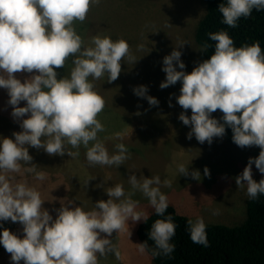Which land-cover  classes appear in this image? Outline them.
<instances>
[{
	"label": "clouds",
	"instance_id": "clouds-1",
	"mask_svg": "<svg viewBox=\"0 0 264 264\" xmlns=\"http://www.w3.org/2000/svg\"><path fill=\"white\" fill-rule=\"evenodd\" d=\"M100 0H0V87L8 90L12 116L22 119L21 132L15 139L0 141V221L11 220L23 225L24 237L5 229L0 235V244L11 254L14 264H98V256L113 254L122 259L121 252L109 237L128 231L129 221L147 222L148 216L138 211V201L126 195L122 184L106 190L107 201L95 203L94 209L71 208L74 203L61 201L58 216L53 219L42 206L45 200L36 187L26 180L16 181L9 173L34 174L38 181L46 179V173L37 171L31 164L28 147L43 148L50 155L76 158L79 151H67L66 145L79 149L83 145L90 165L120 166L130 158L123 143L115 145L117 154L109 155L98 133L105 131L97 119L105 108V100L94 90L89 77L99 80L105 73L108 83L118 79L121 61L135 60L130 45L124 39L113 41L110 37H92L91 45L85 47L77 34L74 22H83L93 6ZM264 9V0H226L218 11L223 24L235 28L241 17H249L253 9ZM215 41L214 54L199 63L189 74L177 71L186 66L181 60V51L173 50L163 59L166 80L161 89L182 81L177 103L185 110L191 109L189 117L181 113L184 125H191L188 139L193 135L202 144H209L214 137L225 134V126L233 131V142L241 148L258 146L257 158H250L247 167L236 177L238 187L247 185L250 199L264 194V179H253L252 165L264 174V53L259 41L252 45L234 47V41L226 31L208 34ZM188 43H183L180 47ZM143 50V45L139 46ZM179 47V48H180ZM204 48L210 47L207 43ZM73 57L74 67L70 78L58 79L56 69L65 67ZM37 73L23 82L16 73ZM146 86H139L134 93L146 97L156 106L158 100L146 96ZM26 101L25 107H19ZM171 106V104H170ZM220 110L224 123L211 114ZM125 133L117 132L112 138L123 139ZM92 142L91 147H89ZM23 162L29 167L22 169ZM181 174L188 168L178 166ZM205 175L209 170L205 168ZM194 178L199 172H194ZM89 181L86 182L87 185ZM133 190H139L148 198L158 216H164L169 207L168 197L161 192L159 176L129 177ZM163 185L171 187L165 179ZM214 214H219L218 210ZM188 231L193 243L209 246L206 224L202 217L188 220ZM176 225L169 214L166 219H157L151 227L149 238L154 241L153 256H169L175 245L170 243L175 236ZM101 234H105L103 237ZM141 254L149 248L147 242L137 244Z\"/></svg>",
	"mask_w": 264,
	"mask_h": 264
},
{
	"label": "rangeland",
	"instance_id": "rangeland-1",
	"mask_svg": "<svg viewBox=\"0 0 264 264\" xmlns=\"http://www.w3.org/2000/svg\"><path fill=\"white\" fill-rule=\"evenodd\" d=\"M206 13V0H100L93 4L85 21H75L74 28L84 46H92L94 36L110 37L113 41L124 39L130 45L131 55L135 60L125 58L121 61V73L117 80L108 83V75L99 80L89 77L94 90L105 100V108L97 119L104 125L105 131L98 133V139L107 148L109 155L117 154L115 145L123 143L130 158L120 166L90 165L86 158L87 149L66 145L67 151H79V156L72 158L65 155H48L43 148L28 147L31 164L37 171L46 173V179L38 181L34 174L24 172L9 173L16 181L26 180L41 192L45 200L43 208L47 209L53 219L58 216L61 201H73L69 207H82L85 211L94 209L95 203L107 201L109 187L122 184L126 195L134 192L132 199L138 201V211L147 216L155 210L147 197L139 190H133L129 177L161 178L160 190L168 197V202L177 211L195 221L202 217L205 224H221L229 227L242 225L247 217V185L238 187L236 177L247 167L250 158H257L261 149L258 146L241 148L230 143L225 135L214 137L209 144L200 143L195 135L188 139L191 125H184L179 119L185 110L177 103L181 94L182 81L161 89L166 80L162 70L163 59L173 50L181 51L184 69L176 65L177 71L191 73L202 63L201 47L196 41V29ZM184 46L180 47L183 43ZM143 45V50L139 46ZM180 47V48H179ZM69 57L65 67L56 69L58 79L69 77L74 64ZM37 73H16L22 82ZM146 86V96L158 100V105H150L146 97H139L134 89ZM8 90L0 87V141L3 138L15 139L14 133L21 132L22 119L12 116L13 106L5 99ZM171 104V106H170ZM21 101L19 107H25ZM191 117V109L185 113ZM212 118L223 123L220 110L211 114ZM124 132V138H112L115 133ZM90 142L89 147H91ZM22 169L29 167L23 162ZM183 164L188 174L178 171ZM205 168L209 175H205ZM199 172L194 178L193 173ZM253 179L259 182L264 179L255 164L252 165ZM171 181V187L163 181ZM89 181L87 185L86 182ZM219 214H214L215 212ZM143 220L129 221L128 231L119 235L114 231L109 237L117 245L122 259L113 254L98 256V264H155L149 254H141L136 231ZM5 229L24 237L23 225L13 223L10 219L0 221V235ZM102 237L105 234H101ZM0 264H14L11 254L0 244ZM20 264H24L23 261Z\"/></svg>",
	"mask_w": 264,
	"mask_h": 264
},
{
	"label": "trees",
	"instance_id": "trees-1",
	"mask_svg": "<svg viewBox=\"0 0 264 264\" xmlns=\"http://www.w3.org/2000/svg\"><path fill=\"white\" fill-rule=\"evenodd\" d=\"M221 3L226 0H206V13L196 29V41L201 47V60L210 59L214 54L215 41L208 34L226 31L234 41V47L252 45L259 41L264 53V9L252 10L249 17H241L235 28L223 24L222 14L218 11ZM210 45L204 48L205 44ZM223 115V113H222ZM224 123V121H223ZM225 138L233 143V131L225 126ZM171 214L176 225L175 236L170 243L175 250L169 256H153L154 241L149 238L152 224L157 219H166ZM186 215L180 214L169 204L164 216H158L155 211L143 221L136 231L140 243L147 242L146 251L155 264H264V194L250 199L247 203V217L242 225L229 227L221 224H206L209 246L195 244L190 239Z\"/></svg>",
	"mask_w": 264,
	"mask_h": 264
},
{
	"label": "crops",
	"instance_id": "crops-1",
	"mask_svg": "<svg viewBox=\"0 0 264 264\" xmlns=\"http://www.w3.org/2000/svg\"><path fill=\"white\" fill-rule=\"evenodd\" d=\"M1 98V97H0ZM1 100H10V96L7 95L5 99H1Z\"/></svg>",
	"mask_w": 264,
	"mask_h": 264
}]
</instances>
